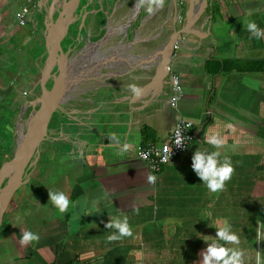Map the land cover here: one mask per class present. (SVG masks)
<instances>
[{
  "label": "crops",
  "instance_id": "1",
  "mask_svg": "<svg viewBox=\"0 0 264 264\" xmlns=\"http://www.w3.org/2000/svg\"><path fill=\"white\" fill-rule=\"evenodd\" d=\"M62 1L0 0L3 159L39 95L45 24ZM30 2L27 23L19 25L15 12ZM73 14L72 31L60 42L73 86L54 112L26 184L34 179L38 195L13 196L4 212L0 264H158L160 245L170 238H181L171 252L202 246L192 229L199 219L200 227L205 220L230 224L253 254L264 220V39L252 37L244 22L264 29V0H165L152 15L138 0H79ZM173 77L182 88L174 105ZM129 84L143 95L135 97ZM179 118L194 122V137L149 183L153 174L136 149L166 141ZM212 134L225 139L222 158L236 168L220 193L209 192L191 167L197 149L214 150L204 142ZM49 189L68 195L67 212L52 205ZM125 215L134 236L109 243L116 230L107 223ZM22 229L38 233L39 242L21 246Z\"/></svg>",
  "mask_w": 264,
  "mask_h": 264
},
{
  "label": "clouds",
  "instance_id": "2",
  "mask_svg": "<svg viewBox=\"0 0 264 264\" xmlns=\"http://www.w3.org/2000/svg\"><path fill=\"white\" fill-rule=\"evenodd\" d=\"M138 6L144 7L146 12L149 15H152L165 6V0H138ZM244 23L252 37H255L256 39H264V29H261L254 20H248ZM128 88L135 97L143 95L144 89L136 84H129ZM177 90L179 89L177 88ZM189 127H191V125H189ZM114 135L115 134H113L111 138H114ZM204 142L211 145L214 150L201 151L197 149L192 156L191 167L201 178L202 183L206 186L209 192H223L227 188V183L235 175V165L232 163L230 157L223 156L222 158V152L220 149L226 146L225 139L222 136L219 134H212L211 136L205 135ZM176 144L182 145L183 143L180 139H177ZM130 147L131 145L125 143L123 145V150L128 151ZM164 151L166 155L162 162L166 163L168 160L167 146ZM144 158L146 159V157ZM147 180L149 183L154 184L156 182V176L149 175ZM49 201L61 214L67 212L69 207L72 206V201L63 191H52L49 189ZM81 209L87 214L86 202L81 205ZM133 211L136 214H139V208H134ZM210 226L216 227L217 239L208 243L207 248L200 253L202 259L199 264H246V252L239 247L241 244V238L238 233L232 230L231 225L226 224L221 227L219 224H211ZM106 227L116 230L107 236L106 239L109 243L121 241L124 238L134 236L133 228L126 215L122 219L110 218ZM261 227H264V225H261L256 230L255 238L257 241L264 240V233L260 230ZM39 240L40 236L38 233L22 229V236L19 241L21 246L26 247L33 242L38 243ZM205 241L208 242L207 240ZM221 241L223 243H221ZM229 245H231V247H229ZM256 264H264V260H262L259 253L256 256Z\"/></svg>",
  "mask_w": 264,
  "mask_h": 264
},
{
  "label": "water",
  "instance_id": "3",
  "mask_svg": "<svg viewBox=\"0 0 264 264\" xmlns=\"http://www.w3.org/2000/svg\"><path fill=\"white\" fill-rule=\"evenodd\" d=\"M79 0H63L58 16L48 18L45 24L47 57L38 77L39 95L34 100L25 120V130L18 135L12 156L0 165V226L15 192L25 183V170L30 161H36L40 144L47 139L49 124L55 111L70 93L73 82L69 78L70 67L65 62L68 57L60 45L69 25L75 20L73 9ZM52 9L50 6L49 14ZM56 70L53 71V68ZM51 87H47L48 80Z\"/></svg>",
  "mask_w": 264,
  "mask_h": 264
},
{
  "label": "built area",
  "instance_id": "4",
  "mask_svg": "<svg viewBox=\"0 0 264 264\" xmlns=\"http://www.w3.org/2000/svg\"><path fill=\"white\" fill-rule=\"evenodd\" d=\"M34 6L33 3L30 2L29 5L22 6L18 11L15 12V18L19 25H25L27 23L28 14L30 11V7ZM174 90L176 94L171 97V104L174 105L176 101L180 98L182 94V88L178 84L177 77H173ZM177 88L179 90H177ZM191 125V127H189ZM194 122L188 119L179 118L169 136V138L164 142H155L149 141L146 144L139 145L136 149L137 157L148 164V167L153 175H156L161 167L166 164L171 158L181 154L184 152L189 142L193 139ZM180 139L182 141V145H177L176 141ZM167 146L168 148V160L167 162H162L164 156L166 155L164 149ZM146 157V159L144 158Z\"/></svg>",
  "mask_w": 264,
  "mask_h": 264
},
{
  "label": "rangeland",
  "instance_id": "5",
  "mask_svg": "<svg viewBox=\"0 0 264 264\" xmlns=\"http://www.w3.org/2000/svg\"><path fill=\"white\" fill-rule=\"evenodd\" d=\"M72 29V28H71ZM30 53H34V52H30ZM74 95H69L68 96V98H67V101H69V100H71L72 99V97H73ZM70 102V101H69ZM30 113V112H29ZM17 113L16 112H13L12 113V117H11V119L13 120L14 119V116L16 115ZM29 115V114H28ZM56 115H54V118H56L55 117ZM18 117H19V115H18ZM26 115L24 116V118H23V115H22V117H21V119H22V121H21V124H22V126L24 125V122H25V119H26ZM18 119L19 118H17V121H18ZM23 119H24V122H23ZM16 121V125H17V127H18V125H19V121L17 122ZM55 122H53L52 123V125L54 124ZM15 126V125H14ZM52 127V126H51ZM19 129V128H18ZM12 133H10V145L12 144ZM44 143V142H43ZM43 143L41 144V146H43ZM42 148V147H41ZM14 149H15V147H14ZM13 151L14 150H10V156H11V153H13ZM1 159H3V158H1L0 157V160ZM33 169V168H32ZM31 169V170H32ZM34 179H31L30 181H29V185L26 187L25 186V197H26V199L25 200H29V199H34V198H36V196L38 195V191L36 190V188H38V187H36L35 188V186L36 185H34ZM27 184V183H26ZM25 184V185H26ZM36 184H38L39 185V183H36ZM43 186V185H42ZM41 186V187H42ZM32 187V188H31ZM29 188H31L30 190H29ZM20 192V189L18 190V192H16V194H18ZM14 198V197H13ZM208 213V212H207ZM207 213H205V215L203 216V218L205 217V218H207L208 217V214ZM204 218V219H205ZM200 220V219H199ZM199 220H196V223H192V226H194L192 229H194V233H199L200 232V235H202V237H200V239L199 240H201V241H203V244H202V246H200L197 250H195V249H191L190 251L192 252V253H190L188 256L186 255L187 254V252H183V250H181V251H179L178 253L177 252H171L172 251V249L171 248H174V246H175V243H178L179 241H180V237H174V238H170V239H168V241L166 242V243H169V245L168 246H165V247H163L162 245H164V244H166V243H163L162 245H160L161 246V249H159L158 250V253H159V255H158V260H157V263L158 264H199V262H200V260L202 259V256L200 255V253L204 250V249H206L207 248V246H208V243H211L213 240H215V239H217L216 238V236L214 235V232H211V230L210 229H212L211 228V226H210V228L208 227V224L209 223H211V224H214V222H209L208 220H205L204 222H203V225H202V227H200V223H199ZM259 226L258 227H260L261 225H264V220L262 219H259ZM206 227V228H205ZM260 230H261V232L262 233H264V227H261L260 228ZM205 234V235H204ZM252 238H253V236H252ZM196 238H192L191 240H195ZM205 240H207L208 242H206ZM250 241V240H249ZM174 244V245H172V244ZM221 243H223L222 241H221ZM259 249H257L256 250V248L254 249V253L253 254H251V251L248 249L247 250V246H245L243 243H241L240 245H239V247L240 248H242L243 250H245V252H246V264H251V262H250V258L252 259L251 261H253V259H255V261H256V256H257V254L259 253V255L261 256V258H262V260H263V254H264V240H261V241H259ZM171 244V245H170ZM252 244V243H251ZM249 245H250V243H249ZM251 246V245H250ZM252 247V246H251ZM162 250V251H161ZM255 250L258 252H256L255 253ZM193 252H195V253H197V254H194ZM185 258H186V260H185ZM185 260V261H184Z\"/></svg>",
  "mask_w": 264,
  "mask_h": 264
},
{
  "label": "flooded vegetation",
  "instance_id": "6",
  "mask_svg": "<svg viewBox=\"0 0 264 264\" xmlns=\"http://www.w3.org/2000/svg\"><path fill=\"white\" fill-rule=\"evenodd\" d=\"M76 22H77V20H76ZM74 23H75V22H74ZM74 23H72V24H74ZM72 24H71V25H72ZM71 25H69V27H68V33H70V32L72 31V29H71L72 26H71ZM68 33H67V34H68ZM64 43H65V42L63 41V42H62V45H63ZM66 48H67V47H66ZM64 51H65V50H64ZM54 70H56V67L53 68V71H54ZM51 84H52V81H51V80H48V82L46 83V86H47V87H48V86L51 87ZM49 87H48V88H49ZM27 111H28L27 109L24 110V115L26 114ZM29 111H31V110L29 109ZM24 115H23V116H24ZM53 117H54V116H53ZM26 118H27V117H26ZM22 130H23V131L25 130V126H24V125L22 126V129H20V132H19L18 135H20V133L22 132ZM48 134H49V130H48ZM18 135H17V137H18ZM47 136H48V135H47ZM15 143H16V142H15ZM42 143H43V142H42ZM42 143H41V144H42ZM41 144H40V147H39V151H41ZM13 150H14V148H13ZM30 162H31V163H30V166L25 170V173H24V179H26V181H25V183L19 188V189H20V192H19L18 194H16V192H18V190H19V189H18V190L15 192V194H14V197H16V198H18V197H21V198H22V197H24V195H25V189H24L25 186H26L25 184L28 182V178L31 177V171H32L31 169L34 167L33 158L31 159Z\"/></svg>",
  "mask_w": 264,
  "mask_h": 264
},
{
  "label": "trees",
  "instance_id": "7",
  "mask_svg": "<svg viewBox=\"0 0 264 264\" xmlns=\"http://www.w3.org/2000/svg\"><path fill=\"white\" fill-rule=\"evenodd\" d=\"M54 115H55V113H54ZM54 115H53V116H54ZM12 154H13V153H11V156H12ZM11 156H10V157H11ZM6 159H8V158H4L3 160H6ZM1 163H2V159L0 160V164H1ZM190 253H192V252H191V251H187V254H186V255L188 256ZM193 253H194V254H197V253H195V252H193ZM185 260H186V258H185ZM185 260H184V261H185Z\"/></svg>",
  "mask_w": 264,
  "mask_h": 264
}]
</instances>
